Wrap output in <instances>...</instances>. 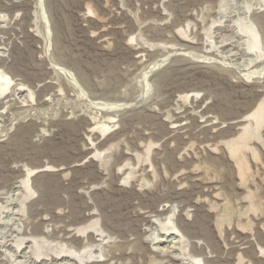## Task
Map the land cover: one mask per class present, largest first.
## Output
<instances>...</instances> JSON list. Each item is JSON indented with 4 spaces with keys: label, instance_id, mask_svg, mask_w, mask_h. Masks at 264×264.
Wrapping results in <instances>:
<instances>
[{
    "label": "rangeland",
    "instance_id": "1",
    "mask_svg": "<svg viewBox=\"0 0 264 264\" xmlns=\"http://www.w3.org/2000/svg\"><path fill=\"white\" fill-rule=\"evenodd\" d=\"M36 1L0 0V68L36 92L0 102V207L27 167L62 169L35 175L29 213L0 225V264H33L11 257L18 234L91 246L99 255L88 264H186L173 242L157 249L149 239L150 221L169 210L205 264H264V127L242 154L231 151L264 100V72L245 76L264 60L239 66L251 56L240 48L238 11L222 25L221 0H46L48 46L33 23ZM252 17L264 37V9ZM158 60L147 98L142 74ZM96 102L126 106L101 111ZM97 114L117 115L106 137L92 129ZM106 149L105 161L83 162ZM95 217L109 239L77 234Z\"/></svg>",
    "mask_w": 264,
    "mask_h": 264
},
{
    "label": "bare ground",
    "instance_id": "2",
    "mask_svg": "<svg viewBox=\"0 0 264 264\" xmlns=\"http://www.w3.org/2000/svg\"><path fill=\"white\" fill-rule=\"evenodd\" d=\"M230 2V5H229ZM232 3V4H231ZM36 7L33 11V23L37 27V34L39 33L40 36L46 40V44L48 45L51 42L50 35H51V22L49 18V11H47L46 8V0H37L36 1ZM219 16L220 18L217 20L222 24L223 19L227 17L228 15L234 14L235 10L238 11L237 18H234V25L237 27V35L241 38L243 41L239 46L243 51L247 54H250V58L247 60L248 62H243L242 65H239L241 67L245 68V72L249 67L254 64H258L259 62H262L264 60V37L260 33V30L257 26V23L255 20H253L252 14L254 11H258L261 9H264V0H250L247 2H244V5L238 4L235 2V0H221L219 4ZM216 21V20H215ZM39 24H42L40 27ZM220 24V25H221ZM217 25V23H216ZM223 25V24H222ZM212 28V27H211ZM211 28H207L206 34L210 35ZM232 36L237 37L235 33H232ZM212 37V36H211ZM204 38V37H203ZM233 38V37H232ZM231 39V38H230ZM229 40V38H228ZM225 41V40H224ZM223 42V41H222ZM211 44L207 45L208 49L212 47ZM50 45V44H49ZM48 45V46H49ZM216 45L218 46L219 43L216 42ZM3 48H0V53ZM169 50V49H168ZM237 53V52H236ZM203 54V53H202ZM187 55H192L193 57L198 58L199 56L202 58H208V56L205 55H197L193 52L187 53ZM1 56V54H0ZM222 56V55H221ZM170 57V56H169ZM201 59V58H200ZM167 58L161 60L163 63L166 61ZM160 61H154L151 64H148L150 67L147 68L142 74V78L146 81L143 82L144 84V94L147 96V98L150 96V92L153 89V85L147 81V77L155 71L157 68L160 67ZM254 65V66H256ZM253 68V67H252ZM251 68V69H252ZM250 69V70H251ZM243 71V70H242ZM264 72V66L263 70H260V68L253 69L249 72L245 73V76L249 79L253 77L254 75L263 74ZM13 91L27 94L26 98L29 96L30 99H33L35 96V93L31 87H29L27 84L24 83H17L14 84V78L4 69L0 68V102L3 101L2 98L5 95V97L8 96L9 93H12ZM7 94V95H6ZM190 94L185 97V99H188ZM194 97V96H193ZM26 100V99H25ZM28 100V99H27ZM28 102V101H27ZM29 102H31L29 100ZM132 104V103H131ZM129 104L130 106H133ZM135 104V103H134ZM126 106L125 103L122 102H96L95 107L99 110L104 111H114L119 112V109ZM106 109V110H105ZM98 113V112H97ZM116 114V113H115ZM97 115H93V124L92 129L96 131L100 135V137L111 134L112 128L115 127L117 120V115H109L106 114L103 118H98ZM101 117V116H100ZM243 119V118H242ZM241 119V120H242ZM254 121L250 122L249 121ZM246 122L243 126V131L239 135V138L231 145V151L237 154V152H240L242 148H249V142L253 138H257L258 140H261L262 137L260 136V131L264 127V100L261 101L256 108H254L253 111H251L245 118L242 120V122ZM243 122V123H244ZM115 124V125H113ZM113 125V126H111ZM228 144V143H227ZM230 144V143H229ZM106 150H97L92 152L90 157H87L83 162L87 161L89 158H94L97 160V158L104 157V154H106ZM233 153V154H234ZM241 153V152H240ZM242 154V153H241ZM235 155V154H234ZM104 158H102L103 162ZM99 161V160H98ZM105 161V160H104ZM62 168L56 169L54 166L48 164L41 167H34V168H26L23 170L25 174L22 176V178L17 182V187L14 189L13 196L9 197V199H13L11 202L10 200H7L6 206L0 207V225H5L7 228V225L11 224L12 221H14L16 218L13 216H19L21 217L23 215L26 216V214L29 213L30 207L29 205L35 200V193L36 189L34 186V176L42 173V172H49V170H61ZM123 179V178H122ZM129 177L125 179L124 182H128ZM13 192V191H12ZM7 198V197H6ZM3 204V205H5ZM171 207V206H170ZM98 211V208L96 209ZM164 211H167L166 209ZM170 213L163 215L154 216L155 219H152L150 221L151 226V234L149 236L150 241H152L153 245L156 246L157 249H159V245L163 243H167L168 241L173 242V245L169 248H171L172 252H178L179 259H185L187 261L186 264H205L204 259L201 256H194L190 254L189 245L185 244L187 241L186 236L182 229H180L179 225H177V222L175 221V213L169 210ZM168 211V212H169ZM94 216L98 215L95 211L92 212ZM5 214V217H2L1 215ZM28 216V215H27ZM22 219V218H21ZM77 234H86V233H96V236L98 238V241L101 242V240L105 241L106 239H109V235L106 236V231L104 227L101 225V219L99 217L93 218L92 221L88 224L80 225L75 228ZM21 229L18 227L13 232L17 233L20 232ZM75 232V233H76ZM5 233V232H4ZM74 233V234H75ZM3 232L0 230V235H2ZM13 235V234H12ZM23 235V234H22ZM15 239L12 243H10L9 246L12 255L11 257L18 256L19 254H23L24 258H29L32 260L33 264H36L38 261L44 262L43 264H48L50 260L56 261V264H88L90 262H95L97 260V257L95 258V255H99V252L97 250H94L90 247H82L80 249H76L72 247H66L61 248L58 246V244H54V242L51 240H47L42 236H21L20 234L14 236ZM26 245V246H25ZM100 246V245H98ZM60 249V251H57ZM64 247V246H63ZM95 247V246H93ZM166 249L163 247L161 248V251H169L170 249ZM155 249L156 251H158ZM53 252H59L55 253V257L53 256ZM59 255H62L61 258H59ZM99 257V256H98ZM185 257V258H184ZM24 260V259H23ZM15 261L17 264H26L25 261Z\"/></svg>",
    "mask_w": 264,
    "mask_h": 264
}]
</instances>
